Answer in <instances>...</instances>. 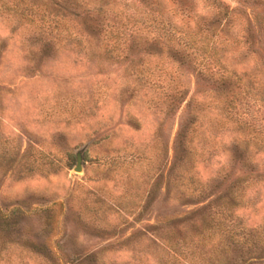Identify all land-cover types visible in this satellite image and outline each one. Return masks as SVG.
Here are the masks:
<instances>
[{"label":"rangeland","instance_id":"obj_1","mask_svg":"<svg viewBox=\"0 0 264 264\" xmlns=\"http://www.w3.org/2000/svg\"><path fill=\"white\" fill-rule=\"evenodd\" d=\"M157 1L115 0L102 35L0 4V264H264V3ZM232 142L260 177L219 199Z\"/></svg>","mask_w":264,"mask_h":264},{"label":"trees","instance_id":"obj_2","mask_svg":"<svg viewBox=\"0 0 264 264\" xmlns=\"http://www.w3.org/2000/svg\"><path fill=\"white\" fill-rule=\"evenodd\" d=\"M12 2V0H0V4H5L6 2ZM18 4H22L29 7H34L36 10L46 12L50 16L56 19L70 20L75 22L77 25H83V31L90 35H102L106 32H110V8L115 0H15ZM143 8L147 11L155 13L161 17L163 9L159 6L157 0H136ZM176 1V9L181 17H193L191 13V4L187 3L185 0H172ZM251 5H257L259 3H264V0H248ZM167 17V15H166ZM259 23L258 28H262L264 24V18L255 19V24ZM263 23V24H262ZM264 30V27H263ZM141 45L145 44L146 39H143ZM140 45V49L136 51H144V46ZM168 45V44H167ZM167 47V46H166ZM264 48V46H263ZM129 48H126L127 50ZM171 52L176 54V57L179 58L180 64H192L191 55L185 48L173 47L169 48ZM108 51V50H107ZM205 78V79H204ZM201 80V82H200ZM202 82L204 85L208 86V90L211 91L217 98H221L223 105L230 103V99L233 97L235 86L234 81L231 82L230 78L223 76L222 74L208 73L206 74L202 70L198 69L195 73V85H201ZM224 107V106H223ZM233 143V142H232ZM230 154V163L229 167L221 170L217 174V178L214 181V190L217 191V198H224L225 194L229 191L232 198L235 186L241 182H245L249 178L260 177V174L255 176L254 169L251 168L249 162L243 157L241 152V147L237 144L232 145L229 150H225ZM263 176V175H262ZM232 182V189H228V184ZM236 187V186H235ZM233 191V192H232ZM210 202H207L203 205L200 210H209ZM44 248H38V251H43ZM257 258L260 260L261 255L252 256L246 260Z\"/></svg>","mask_w":264,"mask_h":264},{"label":"water","instance_id":"obj_3","mask_svg":"<svg viewBox=\"0 0 264 264\" xmlns=\"http://www.w3.org/2000/svg\"><path fill=\"white\" fill-rule=\"evenodd\" d=\"M81 170V154L80 152H76L75 154V164L73 167L74 172H79Z\"/></svg>","mask_w":264,"mask_h":264}]
</instances>
